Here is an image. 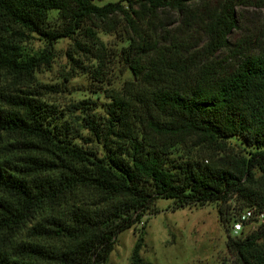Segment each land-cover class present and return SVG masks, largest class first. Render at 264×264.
<instances>
[{
	"label": "trees",
	"instance_id": "16d2710c",
	"mask_svg": "<svg viewBox=\"0 0 264 264\" xmlns=\"http://www.w3.org/2000/svg\"><path fill=\"white\" fill-rule=\"evenodd\" d=\"M244 2L0 0V264H104L160 197L215 202L231 229L237 212H264V41H231ZM165 10L180 16L178 34ZM120 27L128 36L114 57L132 78L72 103L65 119L36 73L52 51L30 53L26 38L85 45L88 74L112 85L99 30ZM255 221L228 237L239 264H264ZM143 244L141 230L129 264H150Z\"/></svg>",
	"mask_w": 264,
	"mask_h": 264
},
{
	"label": "rangeland",
	"instance_id": "374dc122",
	"mask_svg": "<svg viewBox=\"0 0 264 264\" xmlns=\"http://www.w3.org/2000/svg\"><path fill=\"white\" fill-rule=\"evenodd\" d=\"M219 1L222 0H209L213 6ZM244 1L237 7L238 27L233 31L231 41L236 45L248 44L260 48L259 43L262 45L264 41V0ZM161 16L170 33L178 34L180 16L171 10H165ZM124 29L120 27L113 33L99 30L112 57L125 43L128 35ZM81 36L84 44L89 41L85 32ZM199 38L203 41V36L198 35L193 42L199 41ZM24 44L30 53L44 49L52 51L50 64L41 66L36 73L41 83L51 85L42 89V98L58 105L65 119L74 118L70 107L72 103L94 96V91L121 87L126 79L132 78L124 61L114 57L107 70L111 73L110 82L113 84L95 81L87 72L95 63L94 57L86 52L85 45L77 46L71 38H62L48 46L45 37L31 33ZM227 55L228 51H224L218 60L225 61ZM105 100L101 96L99 103ZM99 111L103 113L102 108ZM83 135H87L86 131ZM231 205L235 207L234 202ZM258 225L259 221H254L246 230L255 229ZM141 230L144 236L141 255L150 264H239L236 255L227 247L228 237L234 233L229 224L220 220L215 202L175 206L173 199L160 197L135 227L120 232L115 248L104 264H129Z\"/></svg>",
	"mask_w": 264,
	"mask_h": 264
},
{
	"label": "built area",
	"instance_id": "2783aa9c",
	"mask_svg": "<svg viewBox=\"0 0 264 264\" xmlns=\"http://www.w3.org/2000/svg\"><path fill=\"white\" fill-rule=\"evenodd\" d=\"M264 220V212H257L255 207L243 209L232 219V232L239 233L244 227L251 225L255 220Z\"/></svg>",
	"mask_w": 264,
	"mask_h": 264
}]
</instances>
